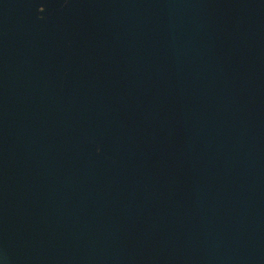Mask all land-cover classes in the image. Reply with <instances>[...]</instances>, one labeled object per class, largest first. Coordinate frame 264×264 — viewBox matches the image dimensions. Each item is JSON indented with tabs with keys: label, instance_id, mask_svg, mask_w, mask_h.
<instances>
[{
	"label": "water",
	"instance_id": "1",
	"mask_svg": "<svg viewBox=\"0 0 264 264\" xmlns=\"http://www.w3.org/2000/svg\"><path fill=\"white\" fill-rule=\"evenodd\" d=\"M0 264H264V0H0Z\"/></svg>",
	"mask_w": 264,
	"mask_h": 264
},
{
	"label": "snow or ice",
	"instance_id": "2",
	"mask_svg": "<svg viewBox=\"0 0 264 264\" xmlns=\"http://www.w3.org/2000/svg\"><path fill=\"white\" fill-rule=\"evenodd\" d=\"M37 6H38L39 11H40L41 13L45 11V7L43 6V4H38Z\"/></svg>",
	"mask_w": 264,
	"mask_h": 264
}]
</instances>
